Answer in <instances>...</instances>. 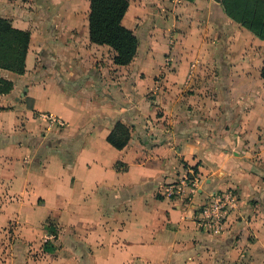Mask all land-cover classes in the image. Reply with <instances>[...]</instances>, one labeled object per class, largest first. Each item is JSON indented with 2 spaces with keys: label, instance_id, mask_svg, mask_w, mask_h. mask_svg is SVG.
Masks as SVG:
<instances>
[{
  "label": "crops",
  "instance_id": "1",
  "mask_svg": "<svg viewBox=\"0 0 264 264\" xmlns=\"http://www.w3.org/2000/svg\"><path fill=\"white\" fill-rule=\"evenodd\" d=\"M129 2L139 46L116 65L91 41L90 0H0L31 33L25 72L0 73L13 83L0 96V264H264V40L222 0ZM118 121L123 149L107 139ZM185 164L197 195L166 198ZM229 188L226 230L201 231L197 208Z\"/></svg>",
  "mask_w": 264,
  "mask_h": 264
},
{
  "label": "trees",
  "instance_id": "2",
  "mask_svg": "<svg viewBox=\"0 0 264 264\" xmlns=\"http://www.w3.org/2000/svg\"><path fill=\"white\" fill-rule=\"evenodd\" d=\"M90 3L91 41L112 47L116 65L130 64L137 54L139 39L132 29L123 24L129 0H90ZM222 4L231 18L264 40V0H222ZM30 42V31L16 28L11 20L0 17V73L2 70L19 74L25 72ZM261 77L264 80V63ZM12 86V81L0 75V96L10 92ZM130 138V127L118 121L107 139L115 148L123 149ZM167 139L164 136L160 143ZM146 142L149 143L148 140ZM193 168L198 172L197 166Z\"/></svg>",
  "mask_w": 264,
  "mask_h": 264
},
{
  "label": "built area",
  "instance_id": "3",
  "mask_svg": "<svg viewBox=\"0 0 264 264\" xmlns=\"http://www.w3.org/2000/svg\"><path fill=\"white\" fill-rule=\"evenodd\" d=\"M51 124L56 127H64L65 121L54 116H49ZM189 190L188 193L186 192ZM199 191V176L191 166L185 167V173L174 183L166 185L164 196L169 199L181 198L192 201ZM239 196L234 188L217 191L204 198L197 208L195 220L198 228L210 235H221L227 227L228 219L235 209ZM58 236L54 228H50L47 234V242L53 243Z\"/></svg>",
  "mask_w": 264,
  "mask_h": 264
},
{
  "label": "rangeland",
  "instance_id": "4",
  "mask_svg": "<svg viewBox=\"0 0 264 264\" xmlns=\"http://www.w3.org/2000/svg\"><path fill=\"white\" fill-rule=\"evenodd\" d=\"M51 228H54V229H55V227H53V226H52ZM57 231H58V230H57Z\"/></svg>",
  "mask_w": 264,
  "mask_h": 264
}]
</instances>
